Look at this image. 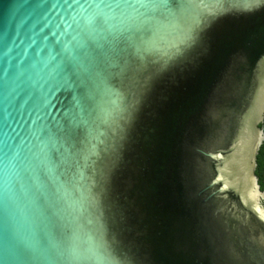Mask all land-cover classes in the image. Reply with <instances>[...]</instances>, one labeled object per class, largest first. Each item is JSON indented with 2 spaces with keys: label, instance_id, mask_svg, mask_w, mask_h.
<instances>
[{
  "label": "water",
  "instance_id": "obj_1",
  "mask_svg": "<svg viewBox=\"0 0 264 264\" xmlns=\"http://www.w3.org/2000/svg\"><path fill=\"white\" fill-rule=\"evenodd\" d=\"M263 115L264 0H0V264H264Z\"/></svg>",
  "mask_w": 264,
  "mask_h": 264
},
{
  "label": "snow or ice",
  "instance_id": "obj_2",
  "mask_svg": "<svg viewBox=\"0 0 264 264\" xmlns=\"http://www.w3.org/2000/svg\"><path fill=\"white\" fill-rule=\"evenodd\" d=\"M131 2L132 0H71V2L63 0L61 3V0H34V3H37L42 9L49 6H63L68 12L73 13V23L79 25V22L83 21L85 27L89 28L99 27L103 24L106 9L110 10L113 5L119 7L121 4ZM8 48L9 46L6 49ZM0 121H2V117H0ZM2 128L3 124L0 123V129Z\"/></svg>",
  "mask_w": 264,
  "mask_h": 264
},
{
  "label": "flooded vegetation",
  "instance_id": "obj_3",
  "mask_svg": "<svg viewBox=\"0 0 264 264\" xmlns=\"http://www.w3.org/2000/svg\"><path fill=\"white\" fill-rule=\"evenodd\" d=\"M260 128L262 130V133L264 134V115L262 118V122L260 124ZM262 145L264 146V143H262L261 146ZM259 148L255 156V168L253 173L254 176L256 177V183L258 185V189L264 195V148L261 152L259 151Z\"/></svg>",
  "mask_w": 264,
  "mask_h": 264
},
{
  "label": "trees",
  "instance_id": "obj_4",
  "mask_svg": "<svg viewBox=\"0 0 264 264\" xmlns=\"http://www.w3.org/2000/svg\"><path fill=\"white\" fill-rule=\"evenodd\" d=\"M263 148H264V146L262 145H260V148H259V151L261 152L262 150H263Z\"/></svg>",
  "mask_w": 264,
  "mask_h": 264
}]
</instances>
